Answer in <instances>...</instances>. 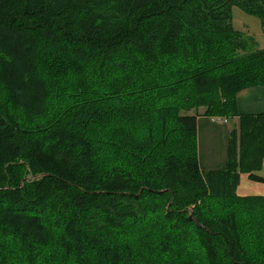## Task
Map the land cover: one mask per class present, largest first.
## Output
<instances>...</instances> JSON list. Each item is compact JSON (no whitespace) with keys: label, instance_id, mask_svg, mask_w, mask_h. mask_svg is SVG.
I'll return each instance as SVG.
<instances>
[{"label":"trees","instance_id":"1","mask_svg":"<svg viewBox=\"0 0 264 264\" xmlns=\"http://www.w3.org/2000/svg\"><path fill=\"white\" fill-rule=\"evenodd\" d=\"M264 0H0V264H264ZM200 108H204L200 112ZM198 115L231 119L197 164Z\"/></svg>","mask_w":264,"mask_h":264},{"label":"crops","instance_id":"2","mask_svg":"<svg viewBox=\"0 0 264 264\" xmlns=\"http://www.w3.org/2000/svg\"><path fill=\"white\" fill-rule=\"evenodd\" d=\"M255 46L258 48L256 42ZM236 109L239 115L264 113V85L241 90L236 95ZM237 124V116L231 119L205 115L197 116V164L202 172L223 170L225 168L229 132L232 128L237 127ZM253 174L264 179V157L261 160L259 169L254 171ZM236 191L240 196L264 195V183L253 181L247 174L242 173Z\"/></svg>","mask_w":264,"mask_h":264},{"label":"rangeland","instance_id":"3","mask_svg":"<svg viewBox=\"0 0 264 264\" xmlns=\"http://www.w3.org/2000/svg\"><path fill=\"white\" fill-rule=\"evenodd\" d=\"M231 13L232 27L240 33H244L253 37L258 45V48L260 50H264V19H260L255 15L243 11L237 4L232 5ZM203 110L204 108H200V112H203Z\"/></svg>","mask_w":264,"mask_h":264},{"label":"built area","instance_id":"4","mask_svg":"<svg viewBox=\"0 0 264 264\" xmlns=\"http://www.w3.org/2000/svg\"><path fill=\"white\" fill-rule=\"evenodd\" d=\"M224 121H226V119H224Z\"/></svg>","mask_w":264,"mask_h":264}]
</instances>
